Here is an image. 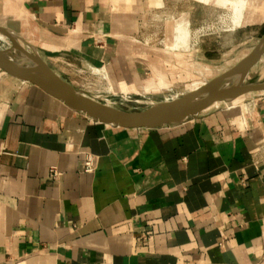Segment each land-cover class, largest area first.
Wrapping results in <instances>:
<instances>
[{"label":"crops","instance_id":"1","mask_svg":"<svg viewBox=\"0 0 264 264\" xmlns=\"http://www.w3.org/2000/svg\"><path fill=\"white\" fill-rule=\"evenodd\" d=\"M180 21L190 37L175 49ZM212 23L261 38L264 0L234 29L210 0H0V27L60 52L52 66L148 97L195 83ZM0 264H264V90L177 125L125 128L0 69Z\"/></svg>","mask_w":264,"mask_h":264},{"label":"water","instance_id":"2","mask_svg":"<svg viewBox=\"0 0 264 264\" xmlns=\"http://www.w3.org/2000/svg\"><path fill=\"white\" fill-rule=\"evenodd\" d=\"M0 31L7 33L13 42L10 48L0 47V69L41 87L72 109L106 124L125 128L177 125L199 117L216 103H230L249 92L264 90V78L250 75L264 56V34L249 54L203 85L173 100H161L140 110H129L93 101L90 93L60 75L47 60L60 52L25 48L12 31L4 27H0Z\"/></svg>","mask_w":264,"mask_h":264},{"label":"rangeland","instance_id":"3","mask_svg":"<svg viewBox=\"0 0 264 264\" xmlns=\"http://www.w3.org/2000/svg\"><path fill=\"white\" fill-rule=\"evenodd\" d=\"M210 1H213L219 7H224L228 9L229 16L232 19L233 23L229 27L232 29L240 26L247 19V12L249 11L250 4L252 3V0ZM203 26L205 28L202 30L203 32L200 36V43L203 47V50L199 56L200 59L198 64L200 70H198L199 72L196 74L190 72L187 73V75L190 76L195 75V83L193 81H187V83L183 87H178L176 89L174 88L171 91L166 90L164 92L165 94L159 97H148V95L146 94H121L112 87H110V85L107 84V82L102 78V76H100L99 78L101 79H99V74L97 72H94L96 69L94 71H92L91 69H86L84 71L71 72L68 70H62L58 65L59 63H55L54 60L51 61L53 63V66L57 70H60L59 72H61L65 77H68L70 80H73L75 83L80 85L79 88L84 89L88 93L97 94L107 99H110L115 106L121 108L129 110H140L150 106L153 102L165 100L167 96H170L167 97V100L177 98L183 93H187L188 91H191L203 85L205 82L211 80L213 77L229 69L230 67L235 65L239 60L249 54L260 40L259 31L253 29L255 28V25L244 26L243 28H240L236 31L228 32L222 30L223 28L228 27L223 25L222 23L205 24ZM2 37L3 36H1L0 33V47L4 49L12 47V45L6 43L2 39ZM175 37V49L188 47V41L190 37V28L188 23L180 21L176 25ZM250 75L251 77L256 76L260 79L264 78V56L258 62V64L254 66ZM97 90H99V92ZM103 102L105 101L103 100ZM228 104L229 103L215 104L211 107V109L215 107H223L224 105Z\"/></svg>","mask_w":264,"mask_h":264},{"label":"built area","instance_id":"4","mask_svg":"<svg viewBox=\"0 0 264 264\" xmlns=\"http://www.w3.org/2000/svg\"><path fill=\"white\" fill-rule=\"evenodd\" d=\"M170 97V96H167ZM167 97L165 99H167ZM174 97V96H171ZM98 165V159L93 153H88L86 155L85 161H84V170L87 172H94ZM51 173L53 176H58L61 174V172L56 168H51Z\"/></svg>","mask_w":264,"mask_h":264},{"label":"bare ground","instance_id":"5","mask_svg":"<svg viewBox=\"0 0 264 264\" xmlns=\"http://www.w3.org/2000/svg\"><path fill=\"white\" fill-rule=\"evenodd\" d=\"M0 33H1V36H3L2 37V39L6 42V43H8V44H10V45H12L13 46V42H12V40H11V38H10V36H8L7 35V33H5V32H3V31H0ZM18 41H19V43L23 46V47H27L26 45H25V43L23 42V41H21L20 39H18ZM4 45V44H3ZM97 71V70H96ZM100 79V78H99ZM96 81V80H95ZM89 83V82H88ZM95 83H97V82H95ZM101 83H102V81H101ZM104 83V82H103ZM87 86V85H86ZM89 86V85H88ZM104 86V85H103ZM91 90V89H90ZM113 90V89H112ZM93 101H95V102H103V100L105 101V103L106 104H108V105H114V103L110 100V99H107V98H105V97H102V96H100V95H97V94H91V97H90ZM173 99H175V98H172V99H168V100H173ZM165 100H167V99H165ZM216 104H218V103H216Z\"/></svg>","mask_w":264,"mask_h":264}]
</instances>
